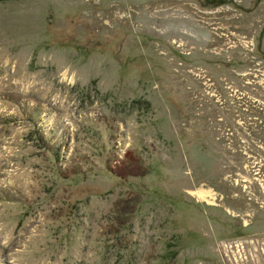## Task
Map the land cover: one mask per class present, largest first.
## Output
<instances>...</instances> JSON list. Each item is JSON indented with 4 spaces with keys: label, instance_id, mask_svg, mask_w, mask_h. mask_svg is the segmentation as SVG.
<instances>
[{
    "label": "rangeland",
    "instance_id": "1",
    "mask_svg": "<svg viewBox=\"0 0 264 264\" xmlns=\"http://www.w3.org/2000/svg\"><path fill=\"white\" fill-rule=\"evenodd\" d=\"M0 264H264V0H0Z\"/></svg>",
    "mask_w": 264,
    "mask_h": 264
}]
</instances>
